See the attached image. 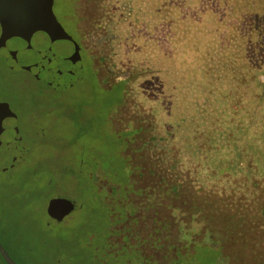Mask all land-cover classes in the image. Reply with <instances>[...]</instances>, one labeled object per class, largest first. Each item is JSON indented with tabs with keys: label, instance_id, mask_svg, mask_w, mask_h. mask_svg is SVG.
<instances>
[{
	"label": "trees",
	"instance_id": "16d2710c",
	"mask_svg": "<svg viewBox=\"0 0 264 264\" xmlns=\"http://www.w3.org/2000/svg\"><path fill=\"white\" fill-rule=\"evenodd\" d=\"M74 1L75 87L90 81L109 103V137L72 179L75 210L55 220L46 208L52 222L28 227L17 252L32 264H264V0Z\"/></svg>",
	"mask_w": 264,
	"mask_h": 264
},
{
	"label": "rangeland",
	"instance_id": "374dc122",
	"mask_svg": "<svg viewBox=\"0 0 264 264\" xmlns=\"http://www.w3.org/2000/svg\"><path fill=\"white\" fill-rule=\"evenodd\" d=\"M76 3L74 0H56L54 10L63 26L78 40L70 23V13ZM42 44H37L38 49ZM13 53L22 58V67L36 61L30 47L14 48ZM1 59L2 56L0 90L3 80L6 93L19 112L23 144L29 151L13 170H0V239L17 262L32 264L30 259L27 263L18 253L16 241L26 242L25 236L32 238L35 233L28 227L45 228L47 222H52L46 214V200L51 198L47 199L48 195L67 198L76 204L77 187L71 186L72 179L83 168L81 163L87 160L86 168H90L89 163L98 161V152L109 137L103 125L110 107L104 96L95 92L90 81L70 90H54L24 71L26 68L8 69L6 61ZM50 183H54L53 189L49 187ZM48 190L52 195L43 194ZM0 264H4L1 258Z\"/></svg>",
	"mask_w": 264,
	"mask_h": 264
},
{
	"label": "water",
	"instance_id": "95a60500",
	"mask_svg": "<svg viewBox=\"0 0 264 264\" xmlns=\"http://www.w3.org/2000/svg\"><path fill=\"white\" fill-rule=\"evenodd\" d=\"M54 7L55 0H0V40L15 42L20 50L30 47L36 61L24 67L53 89L66 90L85 77L83 47L59 21ZM39 42L43 44L37 54ZM13 55L21 61L18 53ZM28 151L23 145L18 114L9 102L0 101V154L5 155L0 170L21 162ZM75 208L73 201L55 197L49 201L47 211L52 218L63 220ZM0 254L7 264H19L1 239Z\"/></svg>",
	"mask_w": 264,
	"mask_h": 264
},
{
	"label": "flooded vegetation",
	"instance_id": "af4514ba",
	"mask_svg": "<svg viewBox=\"0 0 264 264\" xmlns=\"http://www.w3.org/2000/svg\"><path fill=\"white\" fill-rule=\"evenodd\" d=\"M66 28V27H65ZM67 30V29H66ZM47 45H48V43H47ZM14 48H18V46H17V44L15 43V42H11V41H7V40H5L4 38H2L1 40H0V56H2V58L3 59H1V60H3V61H6V67H8V69H14V70H16V69H18V67H22V62H23V60L21 59V61L20 62H18L17 60L19 59L18 57H17V55H13V49ZM39 50L40 49H35V52L38 54V52H39ZM18 58V59H17ZM20 60V59H19ZM8 61H11V62H8ZM23 69L25 68V67H22ZM24 71H27V72H29L32 76H34L35 77V75L33 74V72L30 70V69H27L26 68V70H24ZM36 78V77H35ZM37 79V78H36ZM38 80V79H37ZM38 81H40V82H44V83H46L45 81H41V80H38ZM0 82H1V77H0ZM47 84V83H46ZM2 85H3V87H1V90H2V92H0V101H5V102H9V104H10V106H11V108L18 114V116H19V126H20V115H19V112L13 107V104H12V98L6 93L7 91H6V86H5V83H3V80H2ZM49 85V84H48ZM50 86V85H49ZM51 87V86H50ZM8 88V87H7ZM0 90V91H1ZM21 131V130H20ZM24 145V144H23ZM5 155H4V152L2 153V154H0V161L1 160H4L5 158ZM14 157V156H13ZM25 157V156H24ZM1 163V162H0ZM17 164H19V163H17ZM17 164H15V166L17 165ZM15 166H13V167H11V168H8V170H10V169H13V168H15ZM49 204V203H48ZM48 207V206H47ZM48 212V211H47ZM70 215V214H69ZM51 217V216H50ZM67 217V216H66ZM65 217V218H66ZM64 218V219H65ZM53 219H55V218H53ZM55 220H57V219H55Z\"/></svg>",
	"mask_w": 264,
	"mask_h": 264
}]
</instances>
